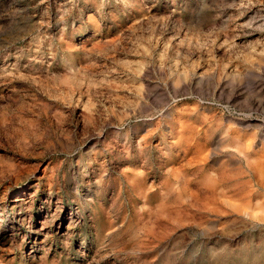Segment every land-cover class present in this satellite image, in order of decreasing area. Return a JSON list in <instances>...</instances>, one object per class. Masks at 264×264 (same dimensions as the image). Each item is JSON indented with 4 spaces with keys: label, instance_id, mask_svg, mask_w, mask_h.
Instances as JSON below:
<instances>
[{
    "label": "rangeland",
    "instance_id": "1",
    "mask_svg": "<svg viewBox=\"0 0 264 264\" xmlns=\"http://www.w3.org/2000/svg\"><path fill=\"white\" fill-rule=\"evenodd\" d=\"M235 142L264 158V0H0V264H264Z\"/></svg>",
    "mask_w": 264,
    "mask_h": 264
},
{
    "label": "bare ground",
    "instance_id": "2",
    "mask_svg": "<svg viewBox=\"0 0 264 264\" xmlns=\"http://www.w3.org/2000/svg\"><path fill=\"white\" fill-rule=\"evenodd\" d=\"M173 109H174V107H172ZM178 108V107H177ZM199 110V109H198ZM174 111V110H173ZM175 112V111H174ZM175 114V113H174ZM173 114V115H174ZM181 114V113H180ZM196 114V113H195ZM184 115V114H183ZM196 115H198V114H196ZM195 115V116H196ZM192 116H194V115H192ZM198 117V116H197ZM183 119V118H182ZM188 120V119H187ZM165 121H166V119H165ZM168 121V120H167ZM192 121V120H191ZM197 121H198V119H197ZM168 123V122H167ZM166 123V124H167ZM162 124V123H161ZM169 124V123H168ZM214 125V124H213ZM212 125V126H213ZM225 126V125H224ZM140 127V126H139ZM135 128V127H134ZM160 129V128H159ZM170 129V128H169ZM222 129V128H221ZM120 130V129H119ZM140 130V129H139ZM158 130V129H157ZM176 130V129H175ZM131 131V130H130ZM129 131V132H130ZM141 131V130H140ZM167 131V130H166ZM205 131V130H204ZM230 131V130H229ZM228 131V132H229ZM235 131V130H234ZM125 132V131H124ZM137 132V131H136ZM194 132V131H193ZM139 133V132H138ZM185 133V132H184ZM188 133V132H187ZM227 133V132H226ZM225 133V134H226ZM156 134H157V132H156ZM166 134V133H165ZM164 134V135H165ZM176 134V133H175ZM178 134V133H177ZM196 134V133H195ZM203 134V133H202ZM233 134V133H232ZM257 134H258V132H257ZM114 135V134H113ZM117 135V134H116ZM122 135V134H121ZM132 135V134H131ZM133 135H135V134H133ZM145 135V134H144ZM240 135V134H239ZM167 136V135H166ZM186 136H188V135H186ZM190 136V135H189ZM199 136V135H198ZM218 136H219V134H218ZM237 136V135H236ZM244 136V135H243ZM242 136V137H243ZM116 137V136H115ZM118 137V136H117ZM123 137V136H122ZM126 137V136H125ZM133 137V136H132ZM161 137V136H160ZM206 137V136H205ZM261 137V136H260ZM120 138V137H119ZM185 138V137H184ZM193 138H194V135H193ZM199 138V137H198ZM230 138V137H229ZM128 139H130V138H128ZM176 139V138H175ZM214 139H215V137H214ZM116 140V139H115ZM124 140V139H123ZM168 140V139H167ZM170 140V139H169ZM187 140V139H186ZM189 140V142H190V139H188ZM197 140V139H196ZM203 140H204V138H203ZM242 140V139H241ZM240 140V141H241ZM121 141V140H120ZM127 141V140H126ZM194 141V140H193ZM229 141V140H228ZM240 141H238V142H240ZM125 142V141H124ZM183 142V141H182ZM187 142V141H186ZM195 142V141H194ZM201 142V141H200ZM238 142H235V143H232L231 145H230V148H233L234 150H235V152L237 153V154H239L241 157H243V159H245V161H246V166H245V168H246V171L249 173V174H251V173H256V174H259V176L262 178V179H264V168H263V166H262V164H264V158L262 157V156H253L252 154H251V152H249V149H247V148H245V147H243L241 144H239ZM261 142V141H260ZM123 143V142H122ZM127 143V142H126ZM131 143V142H130ZM133 143V142H132ZM141 143V142H140ZM255 143V142H254ZM120 144H121V142H120ZM142 144V143H141ZM168 144V143H167ZM166 144V145H167ZM173 144V143H172ZM176 144H178V143H176ZM192 144V143H191ZM230 144V143H229ZM264 144V143H263ZM132 145V144H131ZM152 145V144H151ZM185 145V144H184ZM199 145V144H198ZM123 146V145H122ZM121 146V147H122ZM129 146V145H128ZM135 146V145H134ZM149 146V145H148ZM155 146V145H154ZM254 146V145H253ZM132 147V146H131ZM130 147V148H131ZM188 147H190V145H188L187 146V148ZM261 147V146H260ZM124 148V147H123ZM159 148V147H158ZM180 148V147H179ZM170 149V148H169ZM129 150V149H128ZM147 150V149H146ZM154 150H155V148H154ZM173 150V149H172ZM178 150V149H177ZM176 150V151H177ZM137 151V150H136ZM153 151V150H152ZM156 151V150H155ZM175 151V152H176ZM252 151V150H251ZM263 151V150H262ZM128 152V151H127ZM141 152H143V151H141ZM161 152V151H160ZM171 152V151H170ZM118 153V152H117ZM123 153H126V152H123ZM192 153V152H191ZM257 153V152H256ZM120 154V153H119ZM140 154V153H139ZM195 154V153H194ZM111 155H113V154H111ZM152 155V154H151ZM257 155V154H256ZM264 155V154H263ZM146 156V155H145ZM212 156V155H211ZM164 157V156H163ZM166 157V156H165ZM220 157V156H219ZM147 158V157H146ZM187 158V157H186ZM213 158V157H212ZM211 158V159H212ZM221 158V157H220ZM159 159V158H158ZM96 160V159H95ZM119 160V159H118ZM151 160V159H150ZM165 160V159H164ZM172 160H173V158H172ZM222 161V160H221ZM225 161V160H224ZM178 162V161H177ZM219 163H221L220 162V160L218 161ZM91 163V162H90ZM154 163V162H153ZM210 163H211V161H210ZM212 163H214V160H213V162ZM219 163H218V165H219ZM243 163V162H242ZM95 164V163H94ZM98 164V163H97ZM171 164V163H170ZM228 164H229V162H228ZM148 165V164H147ZM152 165V164H151ZM160 165V164H159ZM167 165V164H166ZM169 165V164H168ZM174 165V164H173ZM100 166V165H99ZM122 166V165H121ZM128 166V165H127ZM130 166H131V164H130ZM146 166V165H145ZM156 166V165H155ZM209 166V165H208ZM214 166V165H213ZM92 167V166H91ZM134 167V166H133ZM143 167V166H142ZM149 168V167H148ZM193 168V167H192ZM196 168V167H195ZM205 168V167H204ZM217 168V167H216ZM92 169V168H91ZM98 169H100V168H98ZM135 169V168H134ZM171 169V168H170ZM188 169V168H187ZM197 169H198V167H197ZM208 169V168H207ZM149 170V169H148ZM160 170V169H159ZM190 170V169H189ZM215 170V169H214ZM229 170V169H228ZM104 171V170H103ZM161 171V170H160ZM194 171V170H193ZM197 171V170H196ZM217 171V170H216ZM219 171V170H218ZM222 171V170H221ZM226 171V170H225ZM92 172V171H91ZM98 172H99V170H98ZM170 172V171H169ZM192 172V171H191ZM227 172V171H226ZM146 173V172H145ZM194 173H196V172H194ZM89 174V173H88ZM93 174V173H92ZM119 174V173H118ZM155 174V173H154ZM161 174V173H160ZM192 174V173H191ZM198 174V173H197ZM204 174V173H203ZM86 175V174H85ZM100 175V174H99ZM120 175V174H119ZM163 175V174H162ZM184 175H185V173H184ZM96 176V175H95ZM98 176V175H97ZM200 176V175H199ZM202 176V175H201ZM200 176V177H201ZM215 176H216V174L214 173L213 175H211V176H209V178H207L208 180H210V179H215ZM99 177V176H98ZM101 177V176H100ZM145 177H146V175H145ZM162 177V176H161ZM187 177V176H186ZM142 178H144V176H142ZM165 178H166V176H165ZM93 179V178H92ZM95 179V178H94ZM87 180V179H86ZM143 180H145V179H143ZM164 180V179H163ZM190 180V179H189ZM188 180V181H189ZM194 180V179H193ZM196 180V179H195ZM198 180V179H197ZM129 183H132V181H131V179H128L127 180ZM145 181H147V180H145ZM168 181V180H167ZM188 181H187V183H188ZM107 181H105V183H106ZM124 182V181H123ZM154 182V181H153ZM152 182V183H153ZM194 182V181H193ZM201 182V181H200ZM120 183V182H119ZM142 183V182H141ZM167 183V182H166ZM222 183V182H221ZM100 184H101V182H100ZM100 184H99V186H100ZM125 184V183H124ZM139 184V183H138ZM143 184V183H142ZM178 184V183H177ZM227 184V183H226ZM231 184V183H230ZM233 184V183H232ZM105 185V184H104ZM107 185V184H106ZM112 185V184H111ZM114 185V184H113ZM121 185V184H120ZM152 185H154V184H152ZM131 186V185H130ZM191 186H193V185H191ZM197 186V185H196ZM218 186H220V185H218ZM102 187H103V185H102ZM101 187V188H102ZM106 187V186H105ZM128 187H129V185H128ZM194 187V186H193ZM200 187H201V185H200ZM229 187V186H228ZM100 188V189H101ZM115 188V187H114ZM114 188H112V189H114ZM203 188V187H202ZM227 188V187H226ZM106 189H108V188H106ZM167 189V188H166ZM230 189V188H229ZM98 190V189H97ZM104 190V189H103ZM218 196L219 197H222V204L224 205V207H226V208H228V209H231L232 211H234V212H236L238 215H239V217H241L242 218V220L244 221V222H246L247 224H249V226H251L252 228H254V227H256V226H264V200H262V198H257L256 196L255 197H251L249 194L244 198V197H242V196H240L239 194L238 195H230V194H228L226 191H225V188H218ZM122 191H123V189H122ZM158 191V190H157ZM228 191V190H227ZM101 192V191H100ZM144 192V191H143ZM233 192V191H232ZM150 193V192H149ZM170 193V192H169ZM264 193V192H263ZM103 195V194H102ZM117 195V194H116ZM161 195V194H160ZM115 196V195H114ZM135 196V195H134ZM137 196V195H136ZM173 196V195H172ZM253 196V195H252ZM90 197V196H89ZM139 197V196H138ZM141 197V196H140ZM161 197V196H160ZM93 198V197H92ZM91 198V199H92ZM116 198V197H115ZM175 198V197H174ZM20 199V198H19ZM121 199V198H120ZM138 199V198H137ZM140 199V198H139ZM177 199V198H176ZM25 200V199H24ZM94 201H96V199H94ZM164 201V200H163ZM162 201V202H163ZM19 202V201H18ZM17 202V203H18ZM86 202V201H85ZM88 202V201H87ZM115 202V201H114ZM160 202V201H159ZM21 203V202H20ZM143 203V202H142ZM175 203V202H174ZM22 204V203H21ZM21 204L19 205V207L21 206ZM83 204V203H82ZM90 204V203H89ZM12 205V204H11ZM104 205V204H103ZM143 205V204H142ZM169 205L171 206L172 204H170L169 203ZM109 206V205H108ZM163 206V205H162ZM121 207V206H120ZM119 207V208H120ZM173 207V206H172ZM176 207V206H175ZM117 208V207H116ZM152 208V207H151ZM128 209V208H127ZM134 210V209H133ZM171 211V210H170ZM136 212V211H135ZM144 212V211H143ZM173 212V211H172ZM119 214V213H118ZM128 214V213H127ZM139 214V213H138ZM0 215H1V213H0ZM108 215V214H107ZM138 216V215H137ZM141 216V215H140ZM119 217V216H118ZM123 217V216H122ZM143 217V216H142ZM155 217V216H154ZM205 217V216H204ZM45 218H46V216H45ZM44 218V219H45ZM131 218V217H130ZM224 219H226V218H224ZM73 220V219H72ZM126 220V219H125ZM124 220V221H125ZM162 220V219H161ZM241 220V221H242ZM65 221V220H64ZM113 221V220H112ZM142 221V220H141ZM140 221V222H141ZM53 222V221H52ZM135 222V221H134ZM243 222V223H244ZM121 223V222H120ZM158 223V222H157ZM216 223V222H215ZM42 224V223H41ZM109 224H110V222H109ZM118 224V223H117ZM122 224V223H121ZM43 225V224H42ZM60 225V224H59ZM67 225V224H66ZM138 225V224H137ZM90 226V225H89ZM235 226V225H234ZM233 226V227H234ZM223 227V226H222ZM240 227V226H239ZM241 227H242V225H241ZM31 228V227H30ZM42 228V227H41ZM224 228V227H223ZM231 228V227H230ZM108 229H110V228H108ZM107 229V230H108ZM73 230V229H72ZM106 230V231H107ZM115 231V230H114ZM123 231V230H122ZM219 231V230H218ZM217 231V232H218ZM228 231V230H227ZM247 231V230H246ZM64 232V231H63ZM67 232V231H66ZM71 232V231H70ZM118 232V231H117ZM216 232V233H217ZM242 232V231H241ZM248 233H249V230L247 231ZM115 233V232H114ZM119 233V232H118ZM72 234V233H71ZM108 234V233H107ZM134 234V233H133ZM242 235V234H241ZM70 236V235H69ZM105 236H107V235H105ZM134 236H135V234H134ZM181 236V235H180ZM232 236V235H231ZM113 237V236H112ZM111 237V238H112ZM184 237V236H183ZM66 238H67V236H66ZM127 238V237H126ZM133 238V237H132ZM135 238V237H134ZM152 238V237H151ZM185 238H186V235H185ZM205 238V237H204ZM234 238V237H233ZM237 238V237H236ZM105 239V238H104ZM128 239V238H127ZM111 240V239H110ZM113 240H115V239H113ZM206 240H208L207 238H206ZM216 240V239H215ZM264 240V239H263ZM112 241V240H111ZM139 241V240H138ZM237 241V240H236ZM119 242V241H118ZM167 242V241H166ZM184 242V241H183ZM187 242V241H186ZM263 242V241H262ZM113 243V242H112ZM137 243V242H136ZM198 243V242H197ZM203 243V242H202ZM264 243V242H263ZM124 244V243H123ZM144 244V243H143ZM149 244V243H148ZM256 244H257V242H256ZM107 245V244H106ZM158 245V244H157ZM228 245H229V243H228ZM135 246V245H134ZM208 246V245H207ZM214 246V245H213ZM100 247V246H99ZM102 247H103V245H102ZM133 247V246H132ZM144 247V246H143ZM150 247V246H149ZM170 247V246H169ZM203 247V246H202ZM216 247V246H215ZM243 247V246H242ZM246 247V246H245ZM255 247H257V245L255 246ZM83 248V247H82ZM174 248V247H173ZM181 248H183L182 246H181ZM186 248V247H185ZM233 248H234V246H233ZM104 249V248H103ZM107 249V248H106ZM142 249V248H141ZM149 249V248H148ZM160 249V248H159ZM217 249V248H216ZM243 249V248H242ZM100 250V249H99ZM150 250V249H149ZM152 250V249H151ZM158 250V249H157ZM156 250V251H157ZM224 250V249H223ZM103 251V250H102ZM114 251V250H113ZM117 251V250H116ZM141 251V250H140ZM172 251V250H171ZM201 251V250H200ZM99 252V251H98ZM110 252V251H109ZM155 252V251H154ZM153 252V253H154ZM170 252V251H169ZM168 252V253H169ZM217 252H219V251H217ZM228 252V251H227ZM79 253V252H78ZM83 253V252H82ZM97 253V252H96ZM114 253V252H113ZM130 253V252H129ZM135 253H137V252H135ZM187 253V252H186ZM191 253V252H190ZM233 253V252H232ZM237 253H239L238 251H237ZM80 254V253H79ZM100 254H101V252H100ZM115 254H117V253H115ZM123 254V253H122ZM132 254V253H131ZM225 254V253H224ZM229 254V253H228ZM82 255V254H81ZM96 255V254H95ZM110 255V254H109ZM121 255V254H120ZM150 255H151V253H150ZM160 255V254H159ZM173 255V254H172ZM192 255V254H191ZM197 255V254H196ZM195 255V256H196ZM230 255V254H229ZM83 256V255H82ZM113 256V255H112ZM140 256V255H139ZM144 256V255H143ZM171 256V255H170ZM84 257V256H83ZM95 257V256H94ZM141 257V256H140ZM153 257V256H152ZM166 257V256H165ZM183 257V256H182ZM228 257V256H227ZM126 258V257H125ZM127 258H128V256H127ZM135 258V257H134ZM138 258V257H137ZM144 257H142V259H143ZM149 258V257H148ZM172 258V257H171ZM181 258V257H180ZM179 258V259H180ZM193 258V257H192ZM195 258V257H194ZM146 259V258H145ZM144 259V260H145ZM159 259V258H158ZM211 259V258H210ZM139 260V259H138ZM169 260V259H168ZM185 260V259H184ZM207 260V259H206ZM90 261V260H89ZM105 261V260H104ZM137 261V260H136ZM186 261V260H185ZM106 262V261H105ZM108 262V261H107ZM120 262V261H119ZM135 262V261H134ZM172 262H173V260H172ZM195 262V261H194ZM200 262V261H199ZM88 263V262H87ZM171 263V262H170ZM218 263V262H217ZM112 264V263H111ZM116 264V263H115ZM120 264V263H119ZM134 264V263H133ZM148 264V263H147ZM155 264V263H154ZM177 264V263H176ZM208 264V263H207Z\"/></svg>",
    "mask_w": 264,
    "mask_h": 264
}]
</instances>
